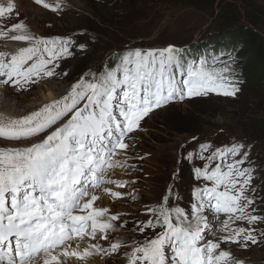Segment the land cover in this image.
Wrapping results in <instances>:
<instances>
[{"label":"snow or ice","instance_id":"6c2138e0","mask_svg":"<svg viewBox=\"0 0 264 264\" xmlns=\"http://www.w3.org/2000/svg\"><path fill=\"white\" fill-rule=\"evenodd\" d=\"M33 2L54 13L62 9L61 0ZM11 19L17 22L0 31V37L23 46L0 51V88L23 93L66 76L57 69L71 55L73 41L31 33L19 19L16 0H0V20ZM228 55L226 61L210 63L206 56L189 60L172 45L130 50L38 109L20 116L0 113V264H67L70 258L88 264L91 257H111L122 247L130 248L124 253L127 264H243L221 247L260 242L254 226L264 217L253 214V173L243 167L248 160L243 144L213 148L205 143L189 152L185 158L190 163L204 162L193 168L204 186L194 190L190 210L170 203V187L157 206L147 209L149 219L134 226L141 234L151 230L143 240L112 242L109 233L123 229L126 221L108 208L94 207L101 192L114 200L124 198L125 193L108 186H128L112 173L134 169L124 158L130 147L126 139L150 113L210 93L236 96L242 81L236 79L234 55ZM177 176L178 169L174 181ZM205 213L225 214L223 230L229 221L250 227H234L228 235L206 241ZM98 238L109 247L93 243Z\"/></svg>","mask_w":264,"mask_h":264},{"label":"rangeland","instance_id":"374dc122","mask_svg":"<svg viewBox=\"0 0 264 264\" xmlns=\"http://www.w3.org/2000/svg\"><path fill=\"white\" fill-rule=\"evenodd\" d=\"M31 1L32 3L23 0L20 3L16 0L20 16L22 13L26 18L21 20L29 31L32 33L33 28V33L37 36L70 38L73 43L69 51L77 50L76 60L71 61L68 58L62 62L58 73H67L66 76L44 81L35 85L30 92L10 98L5 95V89L0 88V112L6 115L20 116L45 101L56 97L58 99L81 77L87 78L88 74L99 72L105 65L111 66V57L114 54L121 55L135 49H163L169 45L181 49L203 43L219 31L218 24H222L224 16L221 8L227 3L233 5L235 13L233 24L227 30L251 29L258 35L264 52V0H248L252 9H247L242 3L247 0H130V3H122L120 7L113 0H61L62 14L46 10ZM92 15L103 21H112L100 25L93 20ZM4 44L9 46L8 43ZM15 44L16 47L21 45L17 42ZM15 44L9 46L12 52L16 50ZM243 53L244 51L241 56L244 58ZM233 67L237 72L236 79L240 80L239 65L235 64ZM260 67L262 63L254 62L253 70ZM238 87L240 91L235 97L210 93L205 97L173 102L145 117L139 130L130 133V138L126 139L130 147L124 150V158L130 165L135 166L134 169H130L127 174L119 169L112 173L113 179L127 181L128 186L123 189L108 186L113 191L125 193L124 198L114 200L101 192L94 207L108 208L111 213L119 214L121 221L128 223L123 228L124 231L135 228L139 222L147 221V209L157 206L168 193L163 192L170 187L173 188L170 203L190 210L194 202V190L204 185L189 187V172L198 167L199 159L190 163L185 158L187 154L195 153L200 144L222 148L239 143L248 152V160L243 167L251 168L253 173L252 186L255 191L250 194L255 197L254 207L257 209L253 214L264 217V78L254 86L246 84L244 89ZM258 122L259 129L256 127ZM180 156L182 159L177 168L176 179L181 182L175 184L172 173ZM174 190L178 193H174ZM129 194L135 195L136 199H131ZM223 218L225 217H218L213 221L215 227L205 232V240L215 233ZM221 225L224 226L223 223ZM236 227L250 226L246 222L237 221ZM254 227L258 230L256 236L263 249L252 252L255 255L249 253L242 256L254 264H264V237L260 236V232L264 231V222H258ZM150 234L151 230L144 233L145 236ZM116 235L109 236L112 242L117 239ZM93 243H99L104 248L109 247L108 241L102 242L99 238ZM85 246L82 244L81 248ZM122 248L125 249L123 252L114 253L110 259L119 257L125 264L124 253L130 248ZM107 262V258L93 256L88 264ZM67 264L82 262L70 258Z\"/></svg>","mask_w":264,"mask_h":264},{"label":"trees","instance_id":"16d2710c","mask_svg":"<svg viewBox=\"0 0 264 264\" xmlns=\"http://www.w3.org/2000/svg\"><path fill=\"white\" fill-rule=\"evenodd\" d=\"M113 2L117 7H120L119 5L122 3H130V0H113ZM242 3L247 9H252L248 0L243 1ZM221 9L224 16L222 18V24H218L219 31H217V34L199 45L188 46L187 49H183V51L186 54V58L189 60L195 59L198 61L199 58L206 56L209 59V62L213 60H228V54L231 53L239 64V70H241L240 73L245 85L254 86L255 83L258 84L264 78V52L262 50L261 42L258 41V35L251 29L236 28L227 30L231 28L233 24V16H235L233 11L234 8L233 5L227 3ZM250 16H252V13ZM92 17L93 20L95 22L97 21L100 25L112 21H103L95 15H92ZM221 26L222 28H220ZM242 51H244V58L241 56ZM254 62L255 64L259 62L262 63V67L256 69L257 71L253 70ZM256 127L257 129L260 128L259 122L256 123Z\"/></svg>","mask_w":264,"mask_h":264},{"label":"bare ground","instance_id":"6f19581e","mask_svg":"<svg viewBox=\"0 0 264 264\" xmlns=\"http://www.w3.org/2000/svg\"><path fill=\"white\" fill-rule=\"evenodd\" d=\"M19 1H20V3L23 2V0H19ZM19 19L21 20L20 14H19ZM16 22L17 21L15 19H11V20H0V31H6L7 28L10 27L11 24L16 23ZM10 35H13V33L9 32L8 33V36H10ZM16 42H19V41H12V40L8 39L7 37H0V51L6 50V49H10L9 46H12ZM4 43H8L9 46H6ZM45 84H47V83H45ZM34 88H35V85H33L31 87V89L29 91H27V92L32 91V89H34ZM27 92H23V93H27ZM23 93H17L15 90H13L11 88H8L5 91V95L8 96V97H10V98H11V96H17V95H20V94H23ZM13 98H15V97H13ZM260 200H262V199H260ZM205 215L208 216V222H209L208 229H211V228L215 227V224L213 223V221L216 220L218 217H225V218L221 219V221H220L221 223H219V227L216 229L215 233L213 235H211V236H208V238L206 239V241L207 240L216 241L221 236L228 235L231 228L236 227L237 221L235 222V224H233L231 221H229L228 230H223L224 227H225V225L223 226L221 224L222 223L224 224V221L228 219L227 216L225 214H223V213H221L219 215L214 214V213H205ZM118 232L119 233H117L116 238L123 239V240H125L127 242L128 241H132L133 239H135V240H143L144 237H145L144 234L139 233L138 230H136L135 228H128L125 231L123 229V230H120ZM124 232H125V234H124ZM257 232H258V230H256L255 235L257 234ZM205 238L206 237L204 236V239ZM221 247L224 250L231 252L232 256L235 257L237 260L243 261V264H254L253 262H250L244 256H242L243 254L244 255H247V254L250 253L252 255H255L256 253L254 254L252 252H254L256 250L258 251V250L263 249L259 245V243L254 244V245L253 244H249V246L247 248H241L240 246H238L236 244H231V243L225 244V243H222L221 244ZM123 250H125V249L124 248H121L120 249V252H123ZM106 258L108 260V262L106 264H123L122 261L119 259V257L118 258H112V259H110V257H106ZM91 264H95V263H91Z\"/></svg>","mask_w":264,"mask_h":264},{"label":"clouds","instance_id":"9594fccd","mask_svg":"<svg viewBox=\"0 0 264 264\" xmlns=\"http://www.w3.org/2000/svg\"><path fill=\"white\" fill-rule=\"evenodd\" d=\"M31 3H32V1L31 0H29ZM47 2H54V1H50V0H47ZM62 12H63V8L59 11V13L60 14H62ZM20 18L23 20V19H26L25 17H23V15H22V13H21V16H20ZM25 23V22H24ZM31 28H32V26H31ZM32 30H33V28H32ZM41 37H46V38H49L50 36H44V35H40ZM17 43H19V42H17ZM71 61H74V60H76V55L75 56H72V57H70L69 58ZM245 86V85H244ZM4 89V88H3ZM243 89H244V87H243ZM0 113H3V112H0ZM3 114H5V113H3ZM8 115V114H7ZM11 115H17V114H11ZM11 115H9V116H11ZM181 157V156H180ZM180 163H181V158H179V162H178V166L180 165ZM198 167H203V164L200 162V161H198V165H197ZM189 180H190V182H191V184L189 185V187H199V186H201V185H204V183L205 182H203V181H200V180H197V181H195L194 180V177H193V175H192V173L191 172H189ZM180 182H181V180H180ZM194 183H195V185H194ZM165 192V191H164ZM163 192V193H164ZM188 196H191V195H188ZM126 225H128V223H126ZM126 225H125V227H126ZM117 233H119V232H110L109 233V236L110 235H116ZM102 242H104V240H102ZM123 261H124V263L126 264L127 262H126V259L125 258H123Z\"/></svg>","mask_w":264,"mask_h":264}]
</instances>
